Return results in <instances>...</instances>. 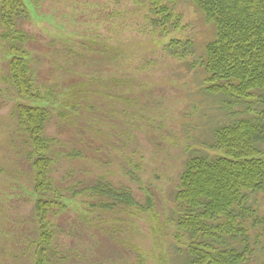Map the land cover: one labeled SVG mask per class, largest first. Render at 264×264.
<instances>
[{
  "label": "rangeland",
  "instance_id": "1",
  "mask_svg": "<svg viewBox=\"0 0 264 264\" xmlns=\"http://www.w3.org/2000/svg\"><path fill=\"white\" fill-rule=\"evenodd\" d=\"M24 1L29 18L18 25L30 36L26 48L37 86L57 98L45 130L53 140L54 187L74 198L75 191L109 181L127 187L147 210L110 212L92 206L96 198L89 196L67 201L69 207L51 217L49 264H187L188 237L177 229L175 200L185 165L212 154L219 127L254 121L263 108L256 100L236 102L202 88L199 64L215 38L213 25L185 0L159 1L180 20L177 30L167 25L169 33L148 0ZM2 33L0 19V264H35L34 174L27 136L13 116L16 105L27 102L10 83ZM171 40L191 41L187 60L178 62L165 50ZM106 47L125 55L110 63ZM132 77L141 81L138 90L126 83ZM79 84L90 89L89 108L82 103L80 117L64 120V93ZM260 148L264 152V143ZM249 205L259 216L247 223L250 264H264V192L251 196ZM242 244L238 240L237 248Z\"/></svg>",
  "mask_w": 264,
  "mask_h": 264
},
{
  "label": "trees",
  "instance_id": "2",
  "mask_svg": "<svg viewBox=\"0 0 264 264\" xmlns=\"http://www.w3.org/2000/svg\"><path fill=\"white\" fill-rule=\"evenodd\" d=\"M148 1L151 7L156 5V16H162L160 27L166 33L169 23L175 30L180 28V20L172 9L159 5L160 0ZM185 1L193 4L215 29V38L206 45L199 64L203 71L202 88L211 95H224L236 102L256 100L263 108L254 121L240 119L219 127L214 133L212 154L187 161L175 195L177 229L188 237L187 264H250L253 248L248 242L247 223L249 219L256 223L259 216L256 207L249 204L251 196L264 192V152L260 148L264 143V0ZM28 18L24 0L2 1L1 39L8 47L9 79L18 98L27 102L18 103L13 116L27 136V154L34 174L33 193L40 231L35 264H49L48 250L53 240L51 217L55 211L67 209V201L89 196L96 198L92 206L99 205L110 212L147 210L136 202L127 187H115L109 181L99 180L75 191L74 198H65L54 187L49 177L53 140L46 138L45 130L57 98L52 91L37 86L32 55L26 48L30 36L18 25L20 19ZM189 46L191 41L171 40L165 50L176 61L184 62L190 56ZM106 49L110 63L125 55L119 47ZM93 80L99 84L102 81ZM126 83L133 89L141 87L137 78L132 77ZM89 93L84 84L67 88L60 116L64 120L80 117L82 103L89 108ZM118 97L125 99L122 95ZM148 205L150 209L153 207L151 198ZM238 240L244 245L241 250L237 248Z\"/></svg>",
  "mask_w": 264,
  "mask_h": 264
}]
</instances>
